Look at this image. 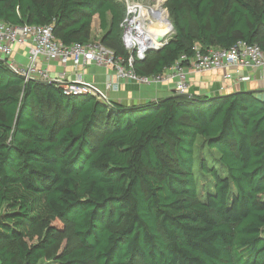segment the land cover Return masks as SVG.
I'll return each instance as SVG.
<instances>
[{"label":"trees","instance_id":"obj_1","mask_svg":"<svg viewBox=\"0 0 264 264\" xmlns=\"http://www.w3.org/2000/svg\"><path fill=\"white\" fill-rule=\"evenodd\" d=\"M123 6L122 13L117 0H0V19L50 24L71 44L90 41L98 14L101 42L127 59ZM166 6L175 33L136 60L139 74H163L197 45L205 52L244 40L264 49V1ZM205 149L216 165L202 160ZM198 157L211 178L204 191ZM69 223L78 244L49 258ZM41 225L39 240L28 243ZM42 260L264 264V101L239 91L106 102L25 81L0 58V263Z\"/></svg>","mask_w":264,"mask_h":264},{"label":"built area","instance_id":"obj_2","mask_svg":"<svg viewBox=\"0 0 264 264\" xmlns=\"http://www.w3.org/2000/svg\"><path fill=\"white\" fill-rule=\"evenodd\" d=\"M123 1L126 13L121 22L122 43L128 52L127 59L117 56L101 41L65 44L55 36L50 24H12L2 19L0 58L6 60L9 67L22 75L25 81L50 80L62 86L66 94H93L106 102H111L108 91L117 86L115 78L139 85L172 81L175 93L187 94L190 89L187 67L197 71L225 70L226 78H232L229 69L235 67L237 82L252 78L251 75H241V69L264 68V49L256 43L239 40L230 48L212 47L205 52L197 45L193 57L182 56L163 74H139L135 68L136 60H143L149 52L167 45L175 33L174 25L163 1L154 5L140 0ZM163 27V32H158ZM17 45L27 48L24 62L12 59ZM55 62L63 68L57 75H52L49 65ZM91 64L113 68V80H107L103 86L88 80L86 70ZM69 66L72 68L70 75Z\"/></svg>","mask_w":264,"mask_h":264},{"label":"crops","instance_id":"obj_3","mask_svg":"<svg viewBox=\"0 0 264 264\" xmlns=\"http://www.w3.org/2000/svg\"><path fill=\"white\" fill-rule=\"evenodd\" d=\"M104 31L101 28L99 15L93 16L90 28V41L99 39L101 41ZM27 48L24 45L15 47L12 59L24 62L26 58ZM62 66L55 62L49 65L52 75H57ZM190 89L187 94H227L239 91H252L256 94L264 92V68H245L241 69V75H251V79L247 81L237 82L236 68L231 67L229 70L232 73V78H226L225 70L213 71H197L187 67ZM69 75L72 72L71 66L67 67ZM170 71V70H169ZM115 70L111 67L100 66L96 64L89 65L86 70V77L90 81H95L99 85H105L109 79L113 80ZM117 86L108 91L109 100L121 102L124 104H136L147 100H153L175 94L174 82L166 81L151 84H136L127 80L114 79Z\"/></svg>","mask_w":264,"mask_h":264},{"label":"rangeland","instance_id":"obj_4","mask_svg":"<svg viewBox=\"0 0 264 264\" xmlns=\"http://www.w3.org/2000/svg\"><path fill=\"white\" fill-rule=\"evenodd\" d=\"M120 4H121V10H122V13L124 12V1L123 0H117ZM141 2L143 1L145 4H158L159 1L160 2H164L166 4V2L168 0H140ZM252 1H264V0H252ZM99 38L96 37V39H93L91 40V42H94V41H97ZM110 47V46H108ZM111 48V47H110ZM113 49V48H112ZM154 57V54H152L151 56H149V61L151 59H153ZM201 142V140L199 141V143ZM205 153L203 154L202 156V160L204 159L205 161H207V163L209 165H216V162L214 159H216L213 155L209 156L208 154V150L205 149L204 150ZM198 155V154H197ZM209 156V157H208ZM196 174H197V178L199 179V183H200V186H201V191H204V187L207 183H209L210 181V176L206 175L204 172H202L200 170V167H199V157L197 158V163H196ZM44 231V228L43 226H38L37 228H35L33 231H31V233L26 236L24 239H26L28 241V243H35L39 240V236L43 233ZM78 244V238L77 236L75 235L74 231H73V226L71 223H69L68 225V231L62 236L61 240L59 241V244L57 246H55L50 252H49V258L53 255L54 252L57 251H60L62 250L66 245H70L71 247L72 246H75ZM47 260V259H46ZM46 260H42L40 262V264H44Z\"/></svg>","mask_w":264,"mask_h":264},{"label":"water","instance_id":"obj_5","mask_svg":"<svg viewBox=\"0 0 264 264\" xmlns=\"http://www.w3.org/2000/svg\"><path fill=\"white\" fill-rule=\"evenodd\" d=\"M41 81L45 82V83H51L52 82L50 80H41ZM221 94H223V93H221ZM181 95L191 96V94H181ZM256 95H257V98L264 101V92H258ZM113 101L114 100H111V102H113Z\"/></svg>","mask_w":264,"mask_h":264},{"label":"bare ground","instance_id":"obj_6","mask_svg":"<svg viewBox=\"0 0 264 264\" xmlns=\"http://www.w3.org/2000/svg\"><path fill=\"white\" fill-rule=\"evenodd\" d=\"M162 25V24H161ZM163 30H164V27H163V29H158V32H163Z\"/></svg>","mask_w":264,"mask_h":264}]
</instances>
